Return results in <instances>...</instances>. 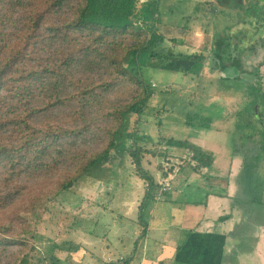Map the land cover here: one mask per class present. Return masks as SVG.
Segmentation results:
<instances>
[{
    "label": "rangeland",
    "instance_id": "1",
    "mask_svg": "<svg viewBox=\"0 0 264 264\" xmlns=\"http://www.w3.org/2000/svg\"><path fill=\"white\" fill-rule=\"evenodd\" d=\"M24 4L0 3V38L18 42L19 50L33 31L25 27L31 11H46L23 64L50 71L39 81L21 80L17 84L22 89L9 85L0 93V122L6 121L0 125V149H8L0 153V264H84L86 252L95 256L93 262L101 261L104 249L97 250L89 240L117 230L127 234L140 218L148 221L152 203L166 201L165 196L147 201L140 192L131 199L148 183L128 151L112 150L88 173L83 171L110 146L122 112L146 97L144 84L126 71L124 57L150 32L139 29L140 22L111 35L76 30L69 24L83 0H67L61 8H48L45 0ZM158 6L159 15L152 18H159L165 39L157 49L202 54L203 59L194 68L186 60L157 62L141 55L142 72L152 88L129 126L137 129L135 139L147 151L142 167L157 184L153 195L176 185L167 196L184 199L177 190L180 173L192 163L198 167V181L215 187L210 191L220 192L231 177L235 197L241 200L252 190L254 202H264V0L225 5L217 0H158ZM53 27L57 30L51 32ZM8 52L0 53V61ZM67 58H72L70 65H63ZM30 84L32 92L24 93ZM194 148L212 155L213 164L198 166ZM144 199L148 206L141 207ZM132 202L141 203L139 209ZM161 209L169 219V205Z\"/></svg>",
    "mask_w": 264,
    "mask_h": 264
},
{
    "label": "crops",
    "instance_id": "2",
    "mask_svg": "<svg viewBox=\"0 0 264 264\" xmlns=\"http://www.w3.org/2000/svg\"><path fill=\"white\" fill-rule=\"evenodd\" d=\"M198 175L192 163L182 167L177 190L184 199L167 196L176 185L154 196L159 200L165 196L166 201L149 206L148 221L140 218L137 226L127 229V234L117 230L111 236L89 240L97 250L104 249L103 257L93 262L95 256L86 252L88 259L84 264H264V218L263 212L260 214L264 211L263 200L254 202L255 198L250 197L253 191L247 189L239 200L231 177L226 187L218 189L220 192L210 191L215 189L213 184H201ZM208 184L211 187H205ZM146 190L135 191L131 199L139 192L145 195ZM201 190L204 195L196 196ZM132 203L134 209H139L141 203ZM242 203L249 205L243 207ZM166 205L170 207L169 219L158 212Z\"/></svg>",
    "mask_w": 264,
    "mask_h": 264
},
{
    "label": "trees",
    "instance_id": "3",
    "mask_svg": "<svg viewBox=\"0 0 264 264\" xmlns=\"http://www.w3.org/2000/svg\"><path fill=\"white\" fill-rule=\"evenodd\" d=\"M3 0H0V3ZM32 1V0H28ZM67 0H45L48 8L56 7L61 8ZM220 4L225 5L230 0H217ZM25 0H7L8 5L12 7L23 6ZM34 10V13L31 11L29 18L27 20L28 24L25 27L33 29L27 37V43L25 46H20L19 50H16L18 47V42L15 44L4 37L0 38V53H4L10 49V53L6 58L0 61V93L7 88H10L9 85H17L18 82L24 79H30L32 81H39L43 79L45 72L50 70L46 67L41 71L34 68H26L23 64L24 60H27L30 57L28 53V45L32 39H34V32L38 28L40 21L43 19L46 11ZM159 13L158 0H148L139 4V0H83V6L79 10V14L72 23L69 24L70 27L76 30L91 29V30H100L101 35H111L116 33H125L133 25L138 23L137 27L144 28L149 30V36L146 40L140 45L127 51L124 60L127 63L126 71L133 72L137 76L139 83L144 84L146 87V97L141 100H138L127 107L126 110L122 112V122L121 125L113 132V137L110 142V146L101 154L90 159L84 166V173L89 172L91 168H94L95 165L99 164L105 158L106 154H110L112 150L122 152L128 151L133 157V162L135 163L136 169L139 174L144 178L148 187L146 190L147 201L149 197H154L153 193L155 187L157 186L153 176L149 174L147 170L142 167V153L147 152L143 146L139 145L135 139L134 133L137 129L130 130V118L133 114H141L144 106L150 97L151 86L150 83L144 77L142 72L140 58L141 55L147 56L151 61L152 58H156L160 62L163 58L176 59L178 61L186 60L192 63V67H199L202 64L203 55L202 54H189L176 52L175 50L168 49H157V46L160 45L165 37L164 34L159 30V18L153 20L152 16ZM159 15V14H158ZM6 16V15H5ZM136 22V23H135ZM0 24L2 20L0 19ZM57 28H51V32H54ZM0 35L3 36V32L0 31ZM81 59L77 60L80 61ZM72 58H67L63 61V65H70ZM224 67V66H223ZM55 74V71H52ZM52 75V74H51ZM46 83V82H45ZM44 84V82H43ZM46 84H49L46 83ZM59 81H54L53 86H58ZM19 89H22L18 86ZM18 89V90H19ZM257 89V88H256ZM33 90V85L24 86V93L30 94ZM16 92L14 91V94ZM16 95H20V92H17ZM264 98V93L262 92ZM56 99L55 102H57ZM252 113H256L255 110H252ZM6 122V121H5ZM5 122H0V125H5ZM7 149V148H6ZM8 152L1 148L0 153ZM192 159L195 160L198 166L210 167L213 164V156L206 154L203 150L199 148L193 149ZM198 170L197 166H194ZM68 186V185H66ZM65 186V187H66ZM144 199L141 207L144 206L146 200ZM142 217V215H141ZM56 264V263H54Z\"/></svg>",
    "mask_w": 264,
    "mask_h": 264
},
{
    "label": "built area",
    "instance_id": "4",
    "mask_svg": "<svg viewBox=\"0 0 264 264\" xmlns=\"http://www.w3.org/2000/svg\"><path fill=\"white\" fill-rule=\"evenodd\" d=\"M164 189H166V187H164Z\"/></svg>",
    "mask_w": 264,
    "mask_h": 264
}]
</instances>
